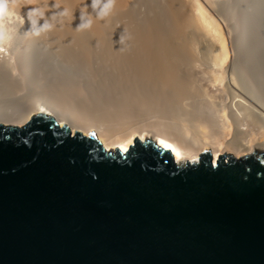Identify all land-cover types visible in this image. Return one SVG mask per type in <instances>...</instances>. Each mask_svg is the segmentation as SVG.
<instances>
[{
    "label": "bare ground",
    "instance_id": "1",
    "mask_svg": "<svg viewBox=\"0 0 264 264\" xmlns=\"http://www.w3.org/2000/svg\"><path fill=\"white\" fill-rule=\"evenodd\" d=\"M81 5L60 0L74 20L40 37L18 6L25 22L0 49V124L44 112L106 150L149 138L178 163L264 151V0H117L77 31Z\"/></svg>",
    "mask_w": 264,
    "mask_h": 264
},
{
    "label": "water",
    "instance_id": "2",
    "mask_svg": "<svg viewBox=\"0 0 264 264\" xmlns=\"http://www.w3.org/2000/svg\"><path fill=\"white\" fill-rule=\"evenodd\" d=\"M0 264H264V151L178 163L44 112L0 124Z\"/></svg>",
    "mask_w": 264,
    "mask_h": 264
},
{
    "label": "clouds",
    "instance_id": "3",
    "mask_svg": "<svg viewBox=\"0 0 264 264\" xmlns=\"http://www.w3.org/2000/svg\"><path fill=\"white\" fill-rule=\"evenodd\" d=\"M36 3L37 0H23V3L22 0H0V49H3L12 38L9 26L17 21L22 26L25 22V18L21 17L17 11L18 6L27 8L24 15L30 24L28 31H31V34L35 37L52 32L57 24L62 26L65 23V18H70L68 20L70 24L74 20V10L66 7L60 8V0H51V2L50 0H46L44 7L32 6ZM116 3L117 0H90V3L82 0V5L79 10L80 22L76 25L75 29L77 31L90 30L95 21H107L113 14ZM54 7L60 8V10L56 13L46 15ZM121 33L119 34L118 41H114V43L124 45L126 39H131V35L128 34L125 36Z\"/></svg>",
    "mask_w": 264,
    "mask_h": 264
},
{
    "label": "rangeland",
    "instance_id": "4",
    "mask_svg": "<svg viewBox=\"0 0 264 264\" xmlns=\"http://www.w3.org/2000/svg\"><path fill=\"white\" fill-rule=\"evenodd\" d=\"M12 93L15 95V97L23 94V92L21 90H18L17 92H12ZM183 163H184V161H183Z\"/></svg>",
    "mask_w": 264,
    "mask_h": 264
}]
</instances>
